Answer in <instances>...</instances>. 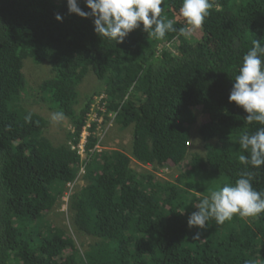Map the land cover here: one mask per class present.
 Listing matches in <instances>:
<instances>
[{"label": "trees", "instance_id": "1", "mask_svg": "<svg viewBox=\"0 0 264 264\" xmlns=\"http://www.w3.org/2000/svg\"><path fill=\"white\" fill-rule=\"evenodd\" d=\"M210 2L199 39L179 31L191 29L182 0H164L162 16L177 31L157 40L141 25L116 44L95 33L92 17L70 13L67 0H0V264H264V213L187 225L204 196L245 170L264 193V166L242 165L238 156L249 153L237 143L264 125L248 124L228 100L252 39L264 44V0ZM26 60L49 69L32 90L72 127L62 141L23 105ZM101 94L112 125L95 136L89 114ZM114 126L131 135L129 152L105 149ZM99 141L104 147L91 151ZM170 164L172 180L156 178Z\"/></svg>", "mask_w": 264, "mask_h": 264}, {"label": "clouds", "instance_id": "2", "mask_svg": "<svg viewBox=\"0 0 264 264\" xmlns=\"http://www.w3.org/2000/svg\"><path fill=\"white\" fill-rule=\"evenodd\" d=\"M84 3L90 11L82 10L77 0H67L68 11L81 18L92 17L95 33L116 44L123 43L129 33L141 25L143 32L157 40L163 39L168 32L177 31L174 28L175 21L162 16L163 7L161 5L164 4V0H84ZM211 8L210 0H182L180 14L185 18L187 25L191 26V30L201 29ZM55 19L61 21L62 16L56 14ZM179 31L182 35L191 34L190 30L183 28ZM104 95L97 96L99 102L102 98H106ZM95 98L94 103L97 104V109H93V105L91 108L95 114L94 118H97L99 116L97 112L102 108ZM228 100L247 113L244 120L248 124L256 122L264 125V44L261 40L252 39V46L242 58ZM91 115L92 113L89 114L90 119ZM31 118L32 114L29 113L25 116V121L30 122ZM64 118L63 112H53L51 116L52 121L57 123ZM90 121L96 125L94 132L96 136V132H99L98 129L102 127L99 124L100 121L96 119ZM89 127L90 123L83 128L80 141L84 132L89 136L86 130ZM101 136L97 134L98 139ZM237 143L241 150L249 153L238 156L242 165H250L253 169H261L264 166V127L257 128L254 133L246 131L240 134ZM97 145L100 149L101 146L104 147L99 141L91 151H96ZM133 163L139 165L136 162ZM254 175L253 171L245 170L240 173L234 183H226L218 189L211 190L200 200L196 207L197 211L190 214L187 220L188 227L205 229L210 219H214L217 225H222L225 221L231 220L235 214L241 217H258L264 213V193L254 189L252 184ZM67 199V196H64L62 207L66 208L60 212L66 211ZM200 235V231L194 232L192 239H198ZM245 264H250V262L246 261Z\"/></svg>", "mask_w": 264, "mask_h": 264}, {"label": "rangeland", "instance_id": "3", "mask_svg": "<svg viewBox=\"0 0 264 264\" xmlns=\"http://www.w3.org/2000/svg\"><path fill=\"white\" fill-rule=\"evenodd\" d=\"M189 30L191 31L190 35L192 36L193 39H199L201 37L202 30L200 28L195 29V30H191V29H189ZM28 62H31V61L26 60L24 62V64L26 63L24 73H25L26 78H27V82H28L27 87L29 88V90L28 89L26 90V94H25L26 97L23 100V105L25 108H27L29 110L31 109L33 112L38 113L41 116H43L45 119L51 121V123H50L51 127H50V129L48 128V133H46V134H48V136L53 140L56 139V141L57 140L62 141L64 138L63 136H64L65 132L66 131L71 132L73 130L72 127L70 126V124L68 123V121L66 119H63L62 121H60L58 123L52 121L51 116H52L53 112H51L47 109L46 104L40 99V95L33 93V90H32V87L34 85L38 86L41 83L40 81L36 80L37 75H42V77H44V78H49V76H45V73L46 74L49 73V69L47 68V66L43 65V66H39L41 68L35 70V68H31V64H28ZM32 70H34V71H32ZM104 97H105V95H104ZM96 100L98 103L99 99L97 98ZM93 109H97L96 103H93ZM98 112L102 113V114L99 115L97 118H94L95 114L92 113L90 120L94 121L96 119L97 121H100L99 124L101 126H104V127L111 126L112 125L111 121H109V120L106 121L105 117L103 116L105 111L103 112L101 110ZM201 120H202V116L200 115V116H198V122H197V125H195V127L199 125ZM103 121H104V123H103ZM113 128L108 133L107 139L104 142L106 150L110 151V150L116 149V150H122V151L129 152L131 135L126 131L125 132L119 131L115 126ZM100 132H102V131H100ZM192 141H195V139H192ZM196 143H197V145L196 144H194V145H196V148L199 149V150L197 149V151H200L201 150V146H200L201 143L200 142H196ZM171 166H173V165L170 164V165L165 166L166 167L165 169H162L160 171H154V173H155L154 175L156 176V178H159V179L172 180V178L168 177L170 174H173V172H174L173 171L174 168H172ZM132 167L134 169H136L138 172H141L143 168L146 169V171H148V170L152 171V168L149 166H140V165H137L135 163H132ZM61 204H64V202H62ZM61 208L62 209H60V210H63L66 207L64 206ZM76 242H77V244H79V242L77 240H76ZM84 242L86 243V245H88L89 243H92L91 239H87V238L84 239Z\"/></svg>", "mask_w": 264, "mask_h": 264}, {"label": "built area", "instance_id": "4", "mask_svg": "<svg viewBox=\"0 0 264 264\" xmlns=\"http://www.w3.org/2000/svg\"><path fill=\"white\" fill-rule=\"evenodd\" d=\"M87 136H88V134L86 133V132H84L83 134H82V139H81V141H80V143L77 145V151H78V153L79 154H84L85 153V145H86V142H87ZM95 150H100V147L97 145L96 147H95Z\"/></svg>", "mask_w": 264, "mask_h": 264}]
</instances>
